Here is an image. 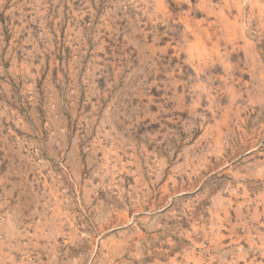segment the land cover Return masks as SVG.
Returning <instances> with one entry per match:
<instances>
[{"label":"rangeland","instance_id":"obj_1","mask_svg":"<svg viewBox=\"0 0 264 264\" xmlns=\"http://www.w3.org/2000/svg\"><path fill=\"white\" fill-rule=\"evenodd\" d=\"M0 264H264V0H0Z\"/></svg>","mask_w":264,"mask_h":264}]
</instances>
